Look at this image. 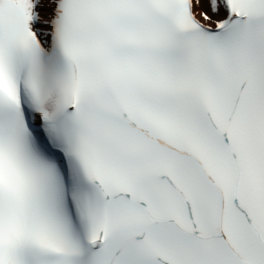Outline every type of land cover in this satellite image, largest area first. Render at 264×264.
Listing matches in <instances>:
<instances>
[{
  "label": "snow or ice",
  "instance_id": "obj_1",
  "mask_svg": "<svg viewBox=\"0 0 264 264\" xmlns=\"http://www.w3.org/2000/svg\"><path fill=\"white\" fill-rule=\"evenodd\" d=\"M0 264H264V0H0Z\"/></svg>",
  "mask_w": 264,
  "mask_h": 264
}]
</instances>
